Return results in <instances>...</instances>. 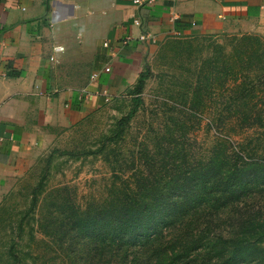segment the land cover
Masks as SVG:
<instances>
[{"label":"rangeland","instance_id":"rangeland-1","mask_svg":"<svg viewBox=\"0 0 264 264\" xmlns=\"http://www.w3.org/2000/svg\"><path fill=\"white\" fill-rule=\"evenodd\" d=\"M244 34L264 39L261 31L236 33ZM211 35L175 34L150 52L152 76L118 139L112 135L132 107L129 92L59 129L47 147L22 159L20 172L0 197V264H112L110 254L99 259L98 239L75 230L70 217L74 210L84 214L92 203L100 210L109 206L122 182L135 188L136 174L146 171L145 156L162 164L181 153L191 161L208 158L224 139L235 146L252 140L260 154L264 151V126L239 128V118L229 117L228 82L221 86L212 78L206 90L198 89L206 60L220 58L219 46L230 52L231 34ZM167 148L178 153L166 154Z\"/></svg>","mask_w":264,"mask_h":264},{"label":"crops","instance_id":"crops-1","mask_svg":"<svg viewBox=\"0 0 264 264\" xmlns=\"http://www.w3.org/2000/svg\"><path fill=\"white\" fill-rule=\"evenodd\" d=\"M253 31L264 0H0V197L27 154L128 93L160 42Z\"/></svg>","mask_w":264,"mask_h":264},{"label":"trees","instance_id":"trees-1","mask_svg":"<svg viewBox=\"0 0 264 264\" xmlns=\"http://www.w3.org/2000/svg\"><path fill=\"white\" fill-rule=\"evenodd\" d=\"M226 41L230 52L219 46L220 58L206 60L198 89L212 78L221 86L228 82L229 117L239 118V128L263 127L264 39L244 34ZM151 76L149 66L139 74L129 91L132 107L118 119L113 140L137 112ZM225 141L208 158L191 161L181 153L162 164L145 156L135 188L122 182L109 206L72 211L73 228L98 239L99 259L110 254L112 264H264V151L252 140Z\"/></svg>","mask_w":264,"mask_h":264},{"label":"built area","instance_id":"built-area-1","mask_svg":"<svg viewBox=\"0 0 264 264\" xmlns=\"http://www.w3.org/2000/svg\"><path fill=\"white\" fill-rule=\"evenodd\" d=\"M134 2H135V3H139V0H134ZM142 38H143V37H142ZM55 50H56V51H61V50H62V47H56ZM51 59H52V57H51ZM105 70L108 71L109 68H105ZM96 76H97V74L94 73V74L92 75V78H95Z\"/></svg>","mask_w":264,"mask_h":264}]
</instances>
